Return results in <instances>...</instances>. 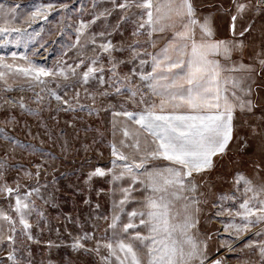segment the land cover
<instances>
[{
	"label": "snow or ice",
	"instance_id": "snow-or-ice-1",
	"mask_svg": "<svg viewBox=\"0 0 264 264\" xmlns=\"http://www.w3.org/2000/svg\"><path fill=\"white\" fill-rule=\"evenodd\" d=\"M111 3L113 7L99 13L90 24L81 21L76 28L75 43L69 47L86 51L91 46L94 55L87 59L78 56V62L59 61L53 69H46L31 61L26 67L6 63L5 58L0 57V112L8 113L3 123L13 126L18 123L12 113L19 109L21 115L39 120L47 111L49 119L57 126L60 114H70L71 122L66 120L65 123L74 127L78 113L86 112L89 117L99 118L103 111L111 112L115 134V118H125L124 139L120 144L134 149L131 159L111 144L115 157L113 168L119 167L121 171L97 167L85 182L94 177L107 180L111 176L107 182L112 185V214L100 212L99 200L105 195L103 187L98 190L82 187L77 194V200L89 209L88 220L94 229L98 230L99 221L103 220L107 225L105 232L111 229L115 235V230L122 225L124 239L115 247L111 243L104 244L110 255H116L119 264H226L225 257L219 255L222 249H227L228 253L256 252L257 264H264V230L252 233L258 240L245 239L252 228L264 227V37L253 63L233 62L231 68H226L224 63L233 61L235 55L243 58L246 47L250 46L246 41L252 34L255 18H264V0H230L229 7L223 2L213 5L217 13L230 18L226 25L230 36L224 38L217 34L212 13L199 14L196 0H156L155 3L154 0H111ZM55 7L54 3L36 7L24 23L30 26L41 15L47 19L48 10ZM20 8L19 4L13 7L0 3V21H3L0 36L4 37L0 44L19 46L28 34L26 29L10 26L19 21ZM114 15L116 23L107 22L98 33L104 42L97 44L96 34L86 35V29L98 19L107 20ZM125 25H132L130 36L133 39L131 42L122 39L119 45L114 44L109 37ZM261 31L264 32V28ZM168 32H171L170 37L165 35ZM13 34L16 38L9 40ZM141 36L147 39L141 42ZM158 39L166 41L164 46L157 52H148L149 46L156 48ZM12 58L16 59L15 53ZM21 59L28 60L27 57ZM149 62L151 71L146 70ZM123 68L128 71H122ZM226 71L244 75L226 76ZM20 76L27 78L28 90L34 86L40 88L31 102L36 107L30 106L23 96H3L15 90L9 81L15 83ZM94 86L96 90L89 91ZM80 89L84 90L83 99L90 100L91 104L82 102ZM19 90L25 91L23 87ZM98 97L113 103L96 107ZM52 101L56 102L55 107ZM245 116L253 118L241 122V126L248 125L250 132L240 135L237 120ZM42 126L52 139L47 124ZM60 135H63L62 129ZM0 138L12 145L13 151L20 148L33 155L37 152L33 145L22 144L5 128H0ZM254 140L259 141L256 148ZM225 159L233 166L232 190L230 194L220 195L219 203L216 200L211 203L215 209L212 215L218 219L228 218L221 221L228 237L213 253L209 243L212 235L201 233V204L208 201H201L196 195L203 186L197 178L216 171ZM117 161L121 163L118 165ZM157 161L166 164L154 163ZM44 163L33 162L35 172H32L24 170L23 165L9 166L6 156L0 159V196L9 202L8 213L0 209V246L7 245L11 249L0 257V264H20L15 255L18 226L19 234L28 241L33 240V224L29 218L35 214L36 226L42 227L45 212L37 205L36 198L44 200L47 206H54V200L41 195V187L45 190L48 187L40 185V169ZM10 167L23 171L24 178L35 183H26V190L22 191L21 177L16 176L11 178L16 185L12 187ZM126 177L128 186L124 187L119 182ZM117 187L118 201L115 199ZM93 193L98 198L95 207ZM137 196H142L143 200L136 199ZM180 200L184 201L182 208L174 211L175 202ZM224 201H232L231 206L225 207ZM127 207L132 210L127 211ZM125 214L126 223L122 219ZM88 241H95L96 247H87ZM99 245L95 231H85L84 235L73 237L71 247L74 251L98 254ZM116 249L123 254V259L116 254ZM242 264H252V261L247 259Z\"/></svg>",
	"mask_w": 264,
	"mask_h": 264
},
{
	"label": "rangeland",
	"instance_id": "rangeland-1",
	"mask_svg": "<svg viewBox=\"0 0 264 264\" xmlns=\"http://www.w3.org/2000/svg\"><path fill=\"white\" fill-rule=\"evenodd\" d=\"M0 3L13 7L16 4L21 5L19 12L22 15L19 21L13 22L10 26L26 29L28 33L21 39L19 46L15 43L0 44V57H4L6 63L26 67L28 61H31L34 65L46 69H53L59 61L73 64L74 62H78V56H82L84 59L93 56L94 53L91 51V46L86 51L69 47L75 43L76 28L79 27L81 21L90 24L99 13L103 12L106 8L113 7L111 0H0ZM48 3H54L56 7L55 9L48 10L47 19L41 15L30 26L24 23L28 15L36 10V7L47 5ZM61 4L67 5V7L62 9L60 7ZM109 21L115 24L116 16L109 17L107 20L101 17L95 24L90 25L86 29V35L91 36L96 34L97 44L104 42L98 33L103 30L105 24ZM2 23L3 21H0V24ZM131 28L132 25H125L124 28L119 32H115L109 39H112L113 43L117 45L120 44L122 39L126 42H131L133 39L130 36ZM262 28H264V18H255V26L252 34L248 36L246 41V44L250 46L246 47L243 55L247 61L251 60L254 62L255 52L260 50L261 38L264 37V32L261 31ZM15 38L16 34L8 37L9 40H14ZM139 39L143 42L147 39V36H141ZM2 40H4V37L0 36V41ZM160 40L162 39H158L157 44ZM83 42L84 40L82 38L81 43ZM147 51L153 53L154 48L149 46ZM13 53L16 54L15 60L12 58ZM21 57H27L28 60L21 59ZM145 59H149L150 61L149 57H145ZM146 70L151 71L150 62L146 65ZM257 70H259L258 66ZM122 71L127 72L128 68H123ZM9 83L13 84L15 90L4 93L3 96L5 98H19L23 96L30 106L36 107L31 102L35 98L34 93L40 91L39 87L34 86L32 90H28L29 83L27 78L22 76L16 77L15 83L12 80ZM20 87H23L25 91L21 92L19 90ZM95 90V86L89 89V91ZM80 95L83 103H92L90 100L83 99V89H80ZM110 103H113V101L98 97L96 107H107ZM55 104L56 102L52 101L53 107H55ZM128 108L132 110L130 104ZM117 110H119L118 105ZM12 114L17 118L18 123L14 126L12 124L5 125L3 120L8 113L0 112V128H5V131L9 135L22 144L33 145L37 149V152L33 155L31 152L20 148H16L13 151L12 145L0 138V159H4L6 156L9 166L23 165L24 170H31L32 172H35L33 162H45L44 167L40 169V185L43 186L46 184L48 187L46 190L41 187V195L49 201L54 200V206H47L44 204V200L36 198L37 205L45 212V221L42 223V227H37V217L35 214L29 218L30 223L33 224L31 230L33 236L32 241H28L26 237L19 234L18 226L15 252L17 260L20 264H119L116 255H110L108 249L104 247V244L111 243L115 247L119 240L124 239L121 233L122 225L121 228L115 230V235H113V230L111 229L105 232L107 225L103 220L99 221V229H94L92 222L88 220L89 209L77 200V194L82 187L85 189L95 187L97 190L103 187L105 189V195L99 200L102 205L100 212L109 216L112 214V185L107 182L111 179V176L109 175L107 180L105 178L94 177L92 181L85 182L88 180L89 173L97 167L105 171L108 169H112V171L117 173L121 171L119 167L113 168L112 161L115 157L112 155L111 144H115L118 151L125 152L131 159V154L134 149L124 148L120 144V141L124 139L122 130L125 127V118H115L116 128L114 134L112 127L113 116L111 112L105 113L101 111L99 118L95 115L89 117L86 112L78 113L79 118L75 121L74 127H70L65 123L66 120L71 122L70 114H60V123L58 126L54 121L49 119V113L47 111L42 114V120L36 117H30L27 114L21 115L19 109H16ZM257 116H259V113H257ZM250 119L253 118L245 116L237 120L240 135L250 132L248 125L241 126L242 120ZM45 123L49 131L52 132V139H49L48 135L45 134L44 127L42 126ZM85 128H89V131H84ZM29 129L31 130L30 135ZM61 129L63 130V135H60ZM258 144V140L253 141L254 148ZM143 146L142 140L141 147L143 148ZM41 152L47 155H42ZM120 163V161H117L118 165ZM232 169L233 166L225 159L217 167L216 171L205 174L202 179L200 177L197 178L203 185L198 192L199 199L201 201H208L206 204H201L203 209L201 214V233L208 232L212 235L213 240L209 243L213 253H215L216 248L228 237V234L223 231V224L221 223V221H226L228 218L220 217L218 219L212 215L215 209L212 208L211 202L216 200L219 203L218 197L220 195L230 194L232 190L230 182ZM16 176L21 177L20 183L22 191L26 190L24 188L26 183H35L34 180L27 181L24 178L23 171L10 167L9 183L12 187L16 185L11 178ZM128 179L126 177L124 181L119 183L127 187ZM201 192L205 195H200ZM97 199L95 193H93V207H95ZM115 199L117 201L120 199L118 187L116 189ZM136 199L142 201L143 197L137 196ZM14 200L15 197L13 196V204ZM231 204L232 201H224L225 207H229ZM0 209H3L6 213L9 212V202L3 196H0ZM131 210L132 207H127V211ZM209 216H211L210 219ZM122 219L126 223L127 215L125 214ZM73 220L77 221V223H73ZM258 230H264V227L252 228L245 239L251 238L258 240V238L252 235V233ZM85 231L89 233L95 231V236L100 241L98 254L96 252L85 253L83 250L74 251L72 249L73 237L82 236ZM20 241H23V243L21 244ZM86 246L94 248L96 247V242L88 241ZM10 250L7 245L0 246V257L5 256L6 252ZM116 254L123 259V254L118 249H116ZM219 255L225 257L226 264H242V261L247 259H250L252 264H257L259 260L258 254L252 251L228 253L227 249H222ZM237 256L240 259H237Z\"/></svg>",
	"mask_w": 264,
	"mask_h": 264
},
{
	"label": "crops",
	"instance_id": "crops-1",
	"mask_svg": "<svg viewBox=\"0 0 264 264\" xmlns=\"http://www.w3.org/2000/svg\"><path fill=\"white\" fill-rule=\"evenodd\" d=\"M155 2H156V0H154V3ZM221 2L224 3L225 7L230 6V0H196L199 14L200 15H207L209 13H212L214 18H215V21H216L215 27L217 30V34L220 38H224L225 36H230V33L227 32V30H226V25L229 23L230 18L227 17L226 15L225 16L220 15L219 13L216 12V9L214 7H212L213 5H219ZM165 35L170 37L171 32H168ZM237 35H238V33H237ZM165 43H166V41L164 39L160 40L159 43L157 44L156 48H154V52L159 51V49L162 48ZM241 61L244 64L253 63L251 60L247 61V59H245L244 56H243V58H241L240 55H235L233 57V61H228V62H224V63H225L226 68H231L233 65V62L239 63ZM225 75L226 76H231V75L241 76V75H244V73H240V72L232 73V72L226 71ZM156 103L157 104L159 103L158 99L156 100ZM154 163L160 164L161 166L166 164V162H164V161H158V162H154ZM185 195H192V193H185ZM196 195L198 196V193ZM183 204H184L183 200L176 201L174 211L181 209Z\"/></svg>",
	"mask_w": 264,
	"mask_h": 264
}]
</instances>
